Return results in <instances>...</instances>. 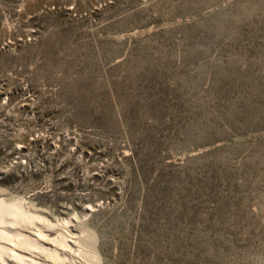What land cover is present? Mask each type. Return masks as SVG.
I'll list each match as a JSON object with an SVG mask.
<instances>
[{"label": "rangeland", "instance_id": "rangeland-1", "mask_svg": "<svg viewBox=\"0 0 264 264\" xmlns=\"http://www.w3.org/2000/svg\"><path fill=\"white\" fill-rule=\"evenodd\" d=\"M0 202L93 264H264V0H0Z\"/></svg>", "mask_w": 264, "mask_h": 264}, {"label": "bare ground", "instance_id": "bare-ground-1", "mask_svg": "<svg viewBox=\"0 0 264 264\" xmlns=\"http://www.w3.org/2000/svg\"><path fill=\"white\" fill-rule=\"evenodd\" d=\"M19 210L17 205H5L0 202V264H7L8 257L12 264H93L82 255L83 249L81 250L79 242L74 240L76 236L74 238L73 235L66 233L65 236L50 240L40 236L36 229L32 228L29 233L31 238L24 235L20 228L12 227L13 231L6 230L7 226L11 227V224L9 226L4 221L6 215H15L19 221L32 223V217ZM11 218L13 220V217ZM11 223L16 227L18 222L15 219ZM81 256L83 258H80Z\"/></svg>", "mask_w": 264, "mask_h": 264}]
</instances>
